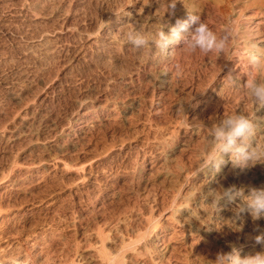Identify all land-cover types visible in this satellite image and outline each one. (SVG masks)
Masks as SVG:
<instances>
[{"label": "rangeland", "instance_id": "rangeland-1", "mask_svg": "<svg viewBox=\"0 0 264 264\" xmlns=\"http://www.w3.org/2000/svg\"><path fill=\"white\" fill-rule=\"evenodd\" d=\"M11 1L12 5L21 4L11 7ZM22 1L0 0V64L7 63L10 68L7 69V64L0 65L3 80H0V132L5 138L12 136L9 143L0 142V264L10 252L29 254L32 240L38 237L47 242L50 240L45 249L57 257L58 264H116V261H120L119 264H154L155 259L159 264H204L200 256L212 259L217 251L228 250L218 237L221 233L228 244L242 246V256L261 251L258 249L262 242L253 243L251 236L257 234L253 226L261 227L264 220L255 223L245 214L241 231L231 232L225 227L218 232L213 226L218 229L221 222L214 223L209 210L201 203L199 223L216 231L211 236L195 220L173 216L172 208L189 196V181L198 162L196 149L202 141L197 121L207 124L242 108L241 112H248L251 106L241 85L250 71L264 80V65L256 73L247 62L248 51H255L264 58V18L258 16L253 20L258 22L259 34L256 36L251 35V26L247 22L249 14L264 12V0H188L190 4L184 3L185 0H40L46 6L37 16L43 24L34 27L32 32L22 21L19 23L18 18L10 17L16 10L19 19L27 18L29 14L25 9L34 0ZM5 4L10 5L9 10ZM171 4H175L171 14L165 13ZM20 5L24 13L19 11ZM234 7L238 14L233 11ZM146 14H149L148 19ZM188 14L199 15L218 33L225 25L238 26V36L230 50L219 57L215 53L207 56L187 53L182 45L194 27L189 23L188 30L181 34L183 39L172 49V58L154 68L146 61H140L141 65L133 60L129 48L118 40L122 36L121 30L130 22L154 32L163 15L161 22L166 21L171 27L177 20H187ZM9 18L16 21H9ZM120 20L123 21L122 29L115 30L114 21ZM168 27L163 29L166 33ZM40 31L41 38H36ZM102 31L117 33L113 36L117 46L108 53L113 67L105 61L94 63L89 56L91 46L88 45V49L87 43L98 39L100 42ZM82 34L84 37L80 38ZM44 37L52 41L55 50L51 54L41 57L40 61L25 57L29 58L27 62L18 54L20 47L27 48L35 39ZM2 58L7 59L6 62ZM208 59L212 64L207 62ZM16 66L23 68L19 70ZM11 68L13 72H9ZM227 74L238 80L236 88L227 86L223 78ZM192 97L184 105L190 122L186 123V117L178 113L176 106ZM256 120L264 123L263 108L256 113ZM259 139L264 140V135ZM165 146L170 149L171 156L161 165L158 164L160 153ZM134 165L140 169L138 184H131L129 180ZM229 171L228 163L224 162L218 174L213 172L216 176L223 175L212 183L210 191L218 186L226 187L223 177ZM247 171L248 177L244 181L238 180L231 185L248 189L264 184V165L257 164ZM201 173L192 179L194 185H198L196 178ZM211 199L209 196L205 203H210ZM198 205L193 200L191 206ZM232 206L234 203L221 200L216 218H229ZM181 223H184L183 228ZM153 234L158 237L156 248L147 242ZM245 240H251L249 247Z\"/></svg>", "mask_w": 264, "mask_h": 264}, {"label": "clouds", "instance_id": "clouds-1", "mask_svg": "<svg viewBox=\"0 0 264 264\" xmlns=\"http://www.w3.org/2000/svg\"><path fill=\"white\" fill-rule=\"evenodd\" d=\"M174 6L175 4H171L170 9L165 13L171 14V9ZM164 15L160 18L159 27L154 32L132 23L126 25L125 31L119 37L121 43L130 45L144 59L150 58L154 50L159 54L166 55L183 39L181 34L188 29V25L191 23L194 27L189 38L183 40V49L189 54L198 52L207 56L209 53H215L219 57L230 50L238 36V26L225 25L223 30L218 33L202 21L197 14H188L187 20H177L173 26L168 27L166 21L161 22ZM165 27H168L167 33L163 30ZM247 62L251 70L259 73L264 65V58L255 51H248ZM221 71L222 66L220 73ZM223 78L230 89L236 87V81L231 74H227ZM241 86L245 89V95L251 106L248 112L233 110L229 115L207 124L197 121L202 133V142L196 149L198 163L194 166L193 175L189 181V196L186 198L187 211L190 212L191 220H195L201 227H205L199 223L202 202L204 207L209 210L213 222L215 223L217 220L221 222L218 229L212 225L218 232L225 227L231 232L241 231L245 214L253 222L264 220V186L249 187L246 192L243 187L235 185L218 186L208 193L212 198L210 203H205V197H201V202L197 207L191 206L202 187L193 185L192 179L209 167L218 171L220 165L224 163L225 155L228 156L232 168L241 172L257 164L264 165V140L259 139L260 127L256 122V113L264 108V80L259 79L258 75H253L250 71ZM192 99L193 97L186 103L181 101L176 106L178 113L186 117V123L190 122L184 105ZM221 200L234 203V207L231 208V216L227 219L216 218L219 212L217 205ZM223 221H227V224H224ZM181 228H183V223H181ZM254 231L257 234L251 238L256 243L264 242V228L256 224ZM241 251L242 246L229 243L227 251H217L212 259L206 256L200 257L203 258L204 264H264V250L243 256ZM154 264H159V261L155 260Z\"/></svg>", "mask_w": 264, "mask_h": 264}, {"label": "bare ground", "instance_id": "bare-ground-1", "mask_svg": "<svg viewBox=\"0 0 264 264\" xmlns=\"http://www.w3.org/2000/svg\"><path fill=\"white\" fill-rule=\"evenodd\" d=\"M22 1V0H21ZM24 1V0H23ZM22 1V2H23ZM133 1V0H132ZM145 1V0H144ZM25 2V1H24ZM73 2V1H72ZM134 2V1H133ZM9 3V2H8ZM16 3V2H15ZM19 3V2H18ZM44 2H41L40 0H34V1H31L29 4H28V8L27 9H25V12H26V10H27V12H28V16L26 15V17L27 18H20L19 19V16H16L15 14H18V13H15V11H14V14L11 12L10 13V17L11 18H18V20H20L19 21V23L22 21V23H24V24H26L25 26H26V28L28 27V30H30V28H31V32H32V29L34 30L35 28L34 27H37V25H40L41 23L43 24V20L42 19H39L37 16L38 15H40L41 14V11L44 9V4H43ZM74 3V2H73ZM82 3V2H81ZM84 3V2H83ZM136 3V2H135ZM184 3H186V4H190L189 3V1L188 0H185L184 1ZM215 3V2H214ZM263 3H264V1H263ZM2 4H3V2H2ZM1 4V5H2ZM14 4V3H13ZM19 4H21V3H19ZM19 4H17V5H19ZM47 4H49V2L47 3ZM141 4V3H140ZM11 5H12V1H11ZM14 5H16V4H14ZM14 5H12L11 7H13ZM16 5V6H17ZM54 5V4H53ZM80 5V4H79ZM82 5V4H81ZM105 5V4H104ZM138 5V4H137ZM198 5V4H197ZM5 6H6V8H8L9 6H7V4H5ZM51 6H52V3H51ZM68 6V5H67ZM136 6V5H135ZM4 7V6H3ZM10 7V8H11ZM19 7V11L20 12H22L24 9H20V7H21V5L20 6H18ZM46 7V6H45ZM48 7H50V5H48ZM142 7V6H141ZM184 7V6H183ZM1 8H2V6H1ZM17 8V7H16ZM51 8V7H50ZM140 8V7H139ZM180 8V7H179ZM4 9H5V7H4ZM4 9H3V11H4ZM12 9V8H11ZM14 9V8H13ZM18 9V8H17ZM141 9V8H140ZM2 9H0V11H1ZM7 10V9H6ZM8 10H9V8H8ZM62 10V9H61ZM125 10V9H124ZM13 11V10H12ZM60 11V10H59ZM63 11V10H62ZM127 11V10H126ZM128 11H129V9H128ZM225 11V10H224ZM233 11H235L236 13L238 12V10H237V8L236 7H234L233 8ZM248 11V10H247ZM17 12V11H16ZM130 12H133V11H130ZM135 12V11H134ZM137 12V11H136ZM140 12V10L138 11V13ZM195 12V11H194ZM23 13H24V11H23ZM47 13V12H46ZM112 13H113V11H112ZM251 13V12H250ZM7 14V13H6ZM64 14H66V12H64ZM71 14V13H70ZM84 14V13H83ZM134 14H136V13H134ZM144 14V13H143ZM238 14V13H237ZM240 14V13H239ZM5 15V14H4ZM3 15V16H4ZM42 15H43V13H42ZM46 15V14H45ZM48 15V14H47ZM50 15V14H49ZM120 15H122V14H120ZM141 15V14H140ZM147 15H149V14H146V18L148 19V17H147ZM56 16V15H55ZM116 16V15H115ZM142 16V15H141ZM261 17V18H264V12L263 11H259V12H257V13H254V14H249L247 17H248V24H249V26H251V27H249L250 28V30L252 31V33L253 34H251V35H257V34H259V32L257 31L258 30V22L256 23V22H253V20L255 19V18H257V17ZM1 17V16H0ZM6 17H9V16H7L6 15ZM5 17V18H6ZM57 17V16H56ZM122 17V16H121ZM128 17V16H127ZM132 17V16H131ZM135 17V16H134ZM140 17V16H139ZM138 17V18H139ZM246 17V18H247ZM242 18V17H241ZM7 19V18H6ZM6 19H4V20H6ZM10 19V18H9ZM21 19H26L25 21H23V20H21ZM50 19V18H49ZM109 19V18H108ZM133 19V18H132ZM177 19V18H176ZM181 19V18H180ZM15 20V19H14ZM14 20H12V19H10L9 21H14ZM130 20V19H129ZM16 21V20H15ZM134 21H136V20H134ZM138 21H140V20H138ZM241 21V20H240ZM260 21V20H259ZM26 22V23H25ZM44 22H46V21H44ZM47 22H49V21H47ZM46 22V23H47ZM50 22H52V21H50ZM50 22L48 23V24H50ZM115 23V27H116V29L115 30H118L119 28H121L122 29V27H121V24H123V21H114ZM130 22V21H129ZM151 22H153V21H151ZM262 22V21H261ZM3 23V22H2ZM1 23V24H2ZM4 23H6V25H7V22H4ZM17 23V22H16ZM57 23V22H56ZM131 23V22H130ZM129 23V24H130ZM146 23V22H145ZM144 23V24H145ZM175 23V22H174ZM53 24V23H52ZM128 24V23H127ZM142 24V23H141ZM152 24H154V23H152ZM240 24V23H239ZM5 25V26H6ZM16 25H18V24H16ZM20 25V24H19ZM84 25V24H83ZM111 24H109V26H110ZM148 25V24H147ZM151 25V24H150ZM241 25H244V24H241ZM247 25V24H246ZM1 26V25H0ZM24 26V25H23ZM23 26H21V27H23ZM24 26V27H25ZM45 26V25H44ZM50 26V25H49ZM108 26V25H107ZM125 26H126V24H125ZM149 26V25H148ZM8 27H10V26H8ZM11 27H14L13 25L11 26ZM10 27V28H11ZM16 27V26H15ZM40 27V26H39ZM119 27V28H118ZM141 27H143V26H141ZM6 29V27H3V29ZM9 28V29H10ZM40 28H42V26L40 27ZM44 28V27H43ZM50 28V27H49ZM64 28V27H63ZM66 28V27H65ZM104 28H105V26H104ZM247 28V27H246ZM19 29V28H18ZM17 29V31H19ZM58 29V28H57ZM110 29V28H109ZM108 29V30H109ZM241 29V28H240ZM11 30V29H10ZM22 30H24V29H22ZM22 30H21V32H22ZM42 30V29H41ZM61 30V29H60ZM60 30H59V32H60ZM63 30H65V29H63ZM84 29H82V31H83ZM153 30H155V28L153 29ZM167 30V29H166ZM188 30V29H187ZM262 30V29H261ZM7 31H9V30H7ZM6 31V32H7ZM17 31H14V32H17ZM112 31V30H111ZM125 31V29H123V30H121V32L120 33H122L123 34V32ZM5 32V33H6ZM11 32H13V28H12V31ZM20 32V31H19ZM34 32V31H33ZM38 32V31H37ZM36 32V33H37ZM50 32V31H49ZM52 32V31H51ZM62 32H64V31H62ZM241 32V31H240ZM8 33H10V32H8ZM25 33L27 34V30H26V32L24 31V35H25ZM41 33H42V31H40L39 33H37V36H35L36 38L37 37H40L41 38ZM47 33V32H46ZM54 33V32H53ZM71 33V32H70ZM102 33H103V35H102V38H101V41L99 42L98 40L96 41V40H94V41H92V42H89V44L87 43V47H88V45H90L91 46V50L89 51L90 52V59H91V61H93L94 63H99L100 61H105L106 63H107V65L108 66H110L111 65V63H110V61H109V56H108V53H109V50L110 49H112V48H115L117 45H115V43H114V35L115 34H117V33H115V34H112V33H110L109 31H106V32H104V31H102ZM1 34H2V32H1ZM47 34H49V33H47ZM67 34V33H66ZM101 34V33H100ZM99 34V35H100ZM121 34V35H122ZM18 35V33L16 34V36ZM31 35V34H30ZM29 34H28V36H30ZM74 35V34H73ZM22 36V35H21ZM33 36V35H32ZM46 36V35H45ZM50 36V35H49ZM77 36V35H76ZM78 36H79V34H78ZM82 36V37H81ZM80 36V38H83L84 36H83V34ZM9 37V36H8ZM34 37V38H35ZM51 37H52V34H51ZM97 37V36H96ZM120 37V36H119ZM13 38V37H12ZM24 38V37H23ZM30 38V37H29ZM33 38V37H32ZM47 38V37H46ZM45 37L43 38V39H40V40H36L35 39V41L33 42V43H31V45L29 46V47H27V48H24V49H22L23 47H20L21 49H19V48H17L16 46V48L17 49H19L18 50V54H20L22 57H24V59H26V62H27V59H29V58H25V57H31V59H37V60H39L40 61V58L41 57H46L47 55H49V54H51L52 52H54V50H53V48H52V45H51V40L50 39H46ZM56 38V37H55ZM55 38H54V40H55ZM61 38V37H60ZM70 38V37H69ZM74 38H76V37H74ZM99 38V37H98ZM257 38H259V40L260 41H262L263 40V37H259V36H257ZM16 39V38H15ZM31 39V38H30ZM65 39V38H64ZM64 39H63V41H64ZM78 39V41H80L81 42V40L82 39H79V38H77ZM76 39V40H77ZM85 39H86V37H85ZM13 40H14V38H13ZM32 40V39H31ZM70 40V39H69ZM84 40V39H83ZM83 40H82V42H83ZM92 40V39H91ZM90 40V41H91ZM118 40H120L119 38H118ZM16 41V40H15ZM18 41V40H17ZM26 41H28V39H26ZM51 41V42H50ZM19 42V41H18ZM54 42V41H53ZM72 42H74V40H72ZM84 42H85V40H84ZM256 42V41H255ZM76 43V42H75ZM75 43H73V44H75ZM258 43V42H257ZM262 43V42H261ZM5 44V43H4ZM19 44V43H18ZM17 44V45H18ZM23 44V46H24V44H26V43H22ZM27 44L29 45V43L27 42ZM58 44V43H57ZM70 44V43H69ZM79 44V43H78ZM77 44V45H78ZM117 44V43H116ZM259 44H260V42H259ZM67 45V44H66ZM82 45V44H81ZM20 46H21V44H20ZM53 46H54V44H53ZM72 46V45H71ZM70 46V47H71ZM84 46V45H83ZM85 46V47H86ZM129 49L128 50H130V53L132 54V59L133 60H135V61H138V62H142V61H146V62H148L152 67H154V68H159V67H161V65L163 64H165V62H168V60H169V58H170V55L172 54V51L174 50H171L168 54H166V55H162V54H159L158 53V51H155L154 50V52H153V55L150 57V58H148V59H144L143 57H142V55L140 54H138L137 53V51H135L130 45H126ZM4 47V46H3ZM25 47V46H24ZM56 47V46H55ZM54 47V48H55ZM68 48V47H67ZM5 49V48H4ZM17 49H16V51H17ZM73 49V48H72ZM75 49V48H74ZM74 49H73V51H74ZM80 49V48H79ZM86 49V48H85ZM88 49H89V47H88ZM117 49V48H116ZM125 49H126V47H125ZM3 50V49H2ZM57 51H60V50H58V49H56ZM66 50V49H65ZM87 50V49H86ZM115 50V49H114ZM4 51V50H3ZM5 51H7V50H5ZM15 51V52H16ZM62 51V50H61ZM83 51V50H82ZM115 51H117V50H115ZM126 51H127V49H126ZM12 52V51H11ZM84 52V51H83ZM118 52V51H117ZM2 53V52H1ZM4 53V52H3ZM14 53V52H13ZM13 53H10V54H13ZM111 53V52H110ZM240 53V52H239ZM5 54V53H4ZM15 54V53H14ZM56 54V53H55ZM87 54H89V53H87ZM113 54V53H112ZM214 54V53H213ZM6 55H7V53H6ZM110 55V54H109ZM128 55H130V54H128ZM2 56V55H1ZM20 56V57H21ZM56 57L58 56V55H55ZM59 56H60V54H59ZM112 56V55H111ZM116 56V55H115ZM126 56V55H125ZM131 56V55H130ZM18 57V56H17ZM174 57V56H173ZM114 58V57H113ZM172 58V57H171ZM170 58V59H171ZM3 59V58H2ZM2 59H1V61H2ZM13 59V58H12ZM11 59V60H12ZM42 59V58H41ZM46 59V58H45ZM49 59V58H48ZM214 59V58H213ZM4 60V59H3ZM7 60V59H6ZM6 60H4V62H6ZM9 60V59H8ZM10 60V61H11ZM16 60V59H15ZM21 60L23 61V59L21 58ZM21 60H17L18 62L19 61H21ZM115 60V59H114ZM215 60V59H214ZM14 61V60H13ZM22 61H21V63H22ZM25 61V60H24ZM30 61V60H29ZM33 61V60H32ZM45 61V60H44ZM53 61H54V59H53ZM3 62V61H2ZM3 62V63H4ZM47 62V61H46ZM45 62V63H46ZM61 62V61H60ZM88 62V61H87ZM140 62V63H141ZM209 64H212V61H211V59H208V61H207ZM13 63V62H12ZM37 63V62H36ZM91 63V62H90ZM114 63V62H113ZM4 64H7V63H4ZM4 64H0V65H4ZM10 64H11V62H10ZM15 64V63H14ZM19 64V63H18ZM26 64V63H25ZM27 64H29V63H27ZM27 64H26V66H27ZM39 64H40V62H39ZM44 64V63H43ZM43 64H41L40 66H42ZM91 64H93V63H91ZM103 64V63H102ZM101 64V65H102ZM138 64V63H137ZM12 65V64H11ZM10 65V66H11ZM16 65H17V63H16ZM29 65H32V64H29ZM35 65H37V64H35ZM74 65V64H73ZM100 65V66H101ZM141 65H142V63H141ZM162 65V66H163ZM233 65V64H232ZM8 66V64L6 65V67ZM18 66V65H17ZM16 66V69L18 68ZM39 66V67H40ZM45 66V65H44ZM112 66V65H111ZM150 66V67H151ZM167 66V65H166ZM229 66V65H228ZM21 68H23L22 66H20ZM19 67V68H20ZM25 67V66H24ZM103 67V66H102ZM113 67V66H112ZM143 67V66H142ZM168 67V66H167ZM15 68V67H14ZM18 68V69H19ZM70 68V67H69ZM144 68V67H143ZM3 69V68H2ZM5 69V68H4ZM7 69H10L9 68V66L7 67ZM28 69H30V68H28ZM35 69V68H34ZM111 69V68H110ZM114 69V68H113ZM163 69V68H162ZM168 69V68H167ZM19 70H21V69H19ZM18 70V71H19ZM26 70V69H25ZM55 70V69H54ZM108 70V68L106 69V71ZM152 70V69H151ZM7 71V70H6ZM13 72V69L11 68V70L9 71V72ZM15 71V70H14ZM27 71V70H26ZM110 71V70H109ZM112 72H113V70H111ZM22 72V71H21ZM70 72V71H69ZM68 72V73H69ZM108 72V71H107ZM106 72V73H107ZM5 73V72H4ZM17 73V72H16ZM18 73H20V72H18ZM17 73V74H18ZM30 73V72H29ZM65 73V72H64ZM6 74V73H5ZM12 74V73H11ZM26 74H28V73H26ZM23 75V74H22ZM22 75H21V77H22ZM63 75V74H62ZM164 75V74H163ZM3 76V75H2ZM12 76H14V75H12ZM24 76H25V74H24ZM43 76V75H42ZM116 76V75H115ZM17 77V76H16ZM16 77H13V79H15ZM20 78V77H19ZM51 78V77H50ZM170 78V77H169ZM21 79V78H20ZM24 79V78H23ZM26 79V78H25ZM31 79V78H30ZM168 79V78H167ZM0 80H2L1 78H0ZM8 80V79H7ZM17 80H19V79H17ZM3 81V80H2ZM237 82H238V80H236ZM237 84V83H236ZM163 85V84H162ZM165 86V85H164ZM236 88V87H235ZM235 91V90H234ZM10 92V91H9ZM235 93V92H234ZM239 93H242V92H239ZM238 93V94H239ZM236 95H237V93H236ZM242 95H244V94H241V96ZM244 98V97H243ZM237 100V99H236ZM234 102V101H233ZM238 102V101H237ZM243 102V101H242ZM236 103V102H235ZM241 103V102H240ZM249 103V102H248ZM242 104V103H241ZM244 104H245V102H244ZM235 105V104H234ZM246 105V104H245ZM248 105V104H247ZM233 106V105H232ZM244 107V106H243ZM248 107V106H247ZM24 108V107H23ZM234 108H236V107H234ZM242 107H240L239 109H241ZM250 108V107H249ZM243 109V108H242ZM241 109V110H242ZM264 109V108H263ZM240 110V111H241ZM247 110V109H246ZM238 111V110H237ZM245 111V110H244ZM248 111V110H247ZM262 112V111H261ZM193 116V115H192ZM259 118H261V117H259ZM199 119V118H198ZM197 119V120H198ZM263 120V119H262ZM256 122H257V124L259 125V127H260V137H263V135H264V123H262V122H260V121H258V120H256ZM195 123V122H194ZM196 131V130H195ZM201 131V130H200ZM198 132V131H197ZM18 134V133H17ZM5 134L3 133V132H0V142H2V144L3 143H9L8 142V140L9 139H11V137L12 136H9V137H7V138H5L6 136H4ZM16 135V134H15ZM17 136V135H16ZM196 136V135H195ZM197 136H198V134H197ZM200 138V137H199ZM28 138H26V140H27ZM30 140V139H29ZM35 140V139H34ZM168 140V139H167ZM15 141H16V138H15ZM23 141V140H22ZM24 142V141H23ZM26 142V141H25ZM25 142H24V144H25ZM202 142V141H201ZM27 143V142H26ZM174 143V142H173ZM32 144V143H31ZM39 144V143H38ZM37 144V145H38ZM161 144H162V142H161ZM5 145V144H4ZM9 145V144H8ZM27 145V144H26ZM7 146V145H6ZM44 146V145H43ZM159 146V145H158ZM11 147V146H10ZM11 148H13V146L11 147ZM16 148V147H15ZM170 148H171V146H170ZM16 150V149H15ZM158 151V150H157ZM160 153V152H159ZM171 154V152H170V149L167 147V146H165L163 149H162V151H161V153H160V163H158V164H161V165H164L165 164V162H166V160H167V158L169 157V156H171L170 155ZM6 155V154H5ZM13 155H15V154H13ZM23 155V154H22ZM159 155V154H158ZM157 156V155H156ZM14 157V156H13ZM134 159V158H133ZM11 160V159H10ZM104 160V159H103ZM196 160H198V159H196ZM159 161V160H158ZM180 162V161H179ZM224 162L226 163H228V165H229V169H230V171H229V174L227 175H225L223 178V180L225 181V184H226V187H228L229 185H231V184H234L236 181H238V180H241V181H244V179L246 178V177H248L247 176V174H248V171H247V169L246 170H244L243 172H241V171H239V170H237V169H233L232 168V166H231V163H230V161H229V159H228V156L227 155H225L224 156ZM198 163V162H197ZM174 164V163H173ZM171 165V164H170ZM223 165H224V163H223ZM171 166H173V165H171ZM175 166V165H174ZM176 167H178V166H176ZM253 167H255V166H253ZM160 168V167H159ZM171 168V167H170ZM220 169H221V165H220V167H219V170L218 171H215V170H213L211 167H209V168H207V169H205L204 171H202V173L196 178V182H197V184L198 185H201L202 187H201V191H200V193H198L197 194V196L195 197V199L194 200H196L199 204H200V202H201V197H205V200H204V202L205 201H208V198H209V195H208V193L210 192V187H211V185H212V183L215 181V180H218L217 178L219 177V176H221V175H223V173H221V174H219L218 176H216V175H214V173L213 172H215V173H219L220 172ZM259 169V168H258ZM183 170V169H182ZM192 170V169H191ZM190 170V171H191ZM164 171V170H163ZM173 171V170H172ZM175 171H177V170H174L173 172H175ZM184 171V170H183ZM189 171V170H188ZM182 172V171H181ZM247 172V173H246ZM250 172V171H249ZM142 173V172H141ZM168 173V172H167ZM172 173V172H171ZM176 174H177V172H176ZM161 175V174H160ZM183 175V174H182ZM189 176V175H188ZM250 176V175H249ZM140 169L137 167V166H133V168H132V170H131V173H130V177H129V180H130V183L131 184H133V183H135V184H138L139 183V181H140ZM262 177V176H261ZM252 178V177H251ZM259 178V177H258ZM263 178V177H262ZM260 181V180H259ZM175 182V181H174ZM222 182V181H221ZM252 182V181H251ZM191 183L194 185V184H196L194 181H191ZM249 183V182H248ZM239 184H241V183H239ZM243 184V183H242ZM253 184H255L254 182H253ZM142 185V184H141ZM253 186V185H252ZM261 186H264V184L263 185H261ZM184 187V186H183ZM246 188V187H245ZM244 188V189H245ZM130 189V188H129ZM215 189V188H214ZM185 190V189H184ZM183 190V191H184ZM211 190H213V189H211ZM148 191V190H147ZM182 191V192H183ZM247 191V189H245V192ZM189 192V191H188ZM175 194V193H174ZM181 195H182V193H181ZM149 196V195H148ZM176 196V195H175ZM178 198V197H177ZM151 201V200H150ZM172 202V201H171ZM202 203V202H201ZM166 206V205H165ZM233 207V206H232ZM187 208H188V203H187V199L186 198H182L181 200H180V202H179V204L178 205H176L175 207H173L172 208V215L173 216H176L177 218H185V220L186 219H190V212L189 211H187ZM219 208V207H218ZM226 208V207H225ZM224 208V209H225ZM161 209V208H160ZM167 209V208H166ZM227 210V209H226ZM147 211H150V210H147ZM152 211V210H151ZM225 211V210H224ZM166 212V211H165ZM157 213V212H156ZM169 213H171V212H169ZM227 213V212H226ZM218 214V213H217ZM223 214V213H222ZM157 215V214H156ZM221 215V214H220ZM155 216V215H154ZM206 216V215H205ZM222 216V215H221ZM226 217V216H225ZM151 218H153V217H151ZM206 218V217H205ZM98 219V218H97ZM202 219V218H201ZM246 219V218H245ZM154 221V220H153ZM152 221V222H153ZM178 221V220H177ZM202 221V220H201ZM143 222V221H142ZM145 222V221H144ZM144 222L142 223V224H144ZM205 222V221H204ZM226 223H227V221H225ZM261 222V221H260ZM118 223V222H117ZM202 223V222H201ZM256 223V222H255ZM151 224V223H150ZM153 224V223H152ZM156 224V223H155ZM184 224V223H183ZM251 224V223H250ZM262 224V223H261ZM117 226H118V224H116ZM120 225V224H119ZM199 225V224H198ZM218 225V224H217ZM151 226V225H150ZM153 226V225H152ZM114 227V226H113ZM119 227V226H118ZM154 227V226H153ZM254 227V226H253ZM111 228V227H110ZM116 228V227H115ZM207 228V230H206V233L208 234V235H210L211 234V236H212V234L214 233V232H216L215 230L213 231L212 229H209V227H207V226H205V229ZM261 228H264V224L261 226ZM149 229V228H148ZM250 229V228H249ZM113 230H114V228H113ZM128 230V229H127ZM203 230V229H202ZM115 231V230H114ZM136 231V230H135ZM38 234V233H37ZM36 234V235H37ZM222 234V233H221ZM221 234H219L218 235V237H220V239H221V241L224 243V245H225V247H227L228 248V240L223 236V235H221ZM246 234V233H245ZM244 234V235H245ZM253 234H254V232H253ZM27 235V234H26ZM34 235V234H33ZM217 235V234H216ZM251 235V234H250ZM249 235V236H250ZM29 236V235H28ZM40 236H42L41 234H40ZM117 236V235H116ZM146 236V235H145ZM246 236H248V235H246ZM254 236V235H253ZM253 236H251V237H253ZM43 237V236H42ZM45 237V236H44ZM92 237V236H91ZM90 237V238H91ZM112 237V236H111ZM161 237V236H160ZM244 237V236H243ZM58 238V237H57ZM93 238V237H92ZM104 238V237H103ZM106 238V237H105ZM105 238H104V240H105ZM143 238H144V236H143ZM147 238V237H146ZM231 238V237H230ZM236 238H237V236H236ZM250 238V237H249ZM101 239V238H100ZM246 240L248 239V237H246L245 238ZM251 239V238H250ZM25 240V239H24ZM28 240V239H27ZM60 240V239H59ZM107 240V239H106ZM116 240V242H120V239H115ZM144 240H145V238H144ZM203 240V239H202ZM231 240V242H232V239H230ZM243 240V239H242ZM241 240V241H242ZM245 240V243L247 244V246L249 245V243H250V241L251 240H253V239H251L250 241L248 240V241H246ZM58 241V240H57ZM109 241H110V238H109ZM207 241V240H206ZM240 241V242H241ZM254 241V240H253ZM46 240H44V239H42V238H34L33 240H32V243H31V245H30V249H29V254H27V255H22V254H14V253H12V252H10V253H8L7 254V256L5 257V258H3V260H2V262H1V264H58V262H57V257H54V255L53 256H51L50 254H49V252L48 251H46L47 249H45V246H46ZM49 242H50V240H49ZM49 242H47V243H49ZM147 242H148V244L150 243L151 245H153L155 248L157 247V245H158V237H157V235H155V234H153L151 237H149V239L147 240ZM165 242V241H164ZM230 242V241H229ZM63 243V242H62ZM93 243V242H92ZM98 243V242H97ZM104 243V242H103ZM142 243V242H141ZM253 243H256V242H253ZM2 244V243H1ZM0 244V245H1ZM101 244V243H100ZM147 244V245H148ZM238 244V243H237ZM251 244V243H250ZM62 245V244H61ZM108 245H109V243H108ZM160 245V244H159ZM201 245V244H200ZM213 245H214V243H213ZM238 245H240V244H238ZM242 245V244H241ZM105 246H107V245H105ZM117 247H118V245H116ZM119 246H120V244H119ZM51 247H53L52 245H51ZM112 247V246H111ZM123 247V246H122ZM135 247V246H134ZM159 247V246H158ZM165 247V246H164ZM249 247V246H248ZM247 247V248H248ZM257 247V246H256ZM94 248V247H93ZM92 248V249H93ZM96 248V247H95ZM106 248V247H105ZM127 248V247H126ZM1 249H2V247H1ZM50 249V248H49ZM48 249V250H49ZM57 249V248H56ZM66 249V248H65ZM88 249V248H87ZM162 249V248H161ZM245 249V248H244ZM243 249V250H244ZM251 249V248H250ZM264 250V242H262L261 244H260V246H259V249L258 250ZM18 250V249H17ZM52 249H50V251H51ZM55 250V249H54ZM62 250V249H61ZM60 250V251H61ZM96 250V249H95ZM99 250V249H98ZM97 250V252H99ZM104 250V249H103ZM105 250H107V249H105ZM155 250V249H154ZM159 250V249H158ZM164 250V249H163ZM258 250H256V251H258ZM65 251V250H64ZM94 251V250H93ZM108 251V250H107ZM107 251H106V253H107ZM153 251V250H152ZM245 251V250H244ZM52 252V251H51ZM87 252V251H86ZM97 252H96V254H97ZM157 252V251H156ZM247 252V251H246ZM249 252V251H248ZM54 253H56V251L54 252ZM59 254V257H60V252H58ZM101 253V252H100ZM100 253H98V254H100ZM102 253H103V251H102ZM102 253H101V255H102ZM159 253H160V251H159ZM97 254V255H98ZM111 254V253H110ZM109 254V255H110ZM121 254H122V251H121ZM153 254V253H152ZM162 254V253H161ZM249 254V253H248ZM63 255V254H62ZM164 255V254H163ZM247 255V254H246ZM250 255H251V253H250ZM68 256V255H67ZM123 256V255H122ZM130 256V255H129ZM150 256V255H149ZM63 257V256H62ZM65 257H66V255H65ZM72 257V256H71ZM80 257V256H79ZM83 257H84V255H83ZM99 257H101V256H99ZM106 257V256H105ZM109 257V256H108ZM155 257V256H154ZM2 258V257H1ZM67 258H69V257H67ZM66 258V259H67ZM119 258V257H118ZM133 258V257H132ZM156 258H159V256L158 255H156ZM23 259V260H22ZM60 259V258H59ZM63 259V258H62ZM61 259V260H62ZM83 259H85V257L83 258ZM87 259V258H86ZM103 259H105L104 257H103ZM115 259V258H114ZM122 259V258H121ZM168 259V258H167ZM177 259V258H176ZM28 260H30L29 262H28ZM156 260V259H155ZM164 260H166V259H164ZM163 260V261H164ZM84 261V260H83ZM102 261V260H101ZM100 261V262H101ZM128 261V260H127ZM89 262V261H88ZM93 262V261H92ZM91 262V263H92ZM106 262V261H105ZM108 262V261H107ZM119 262L120 261H118V263H117V261H116V264H119ZM130 262V261H129ZM63 263V262H62ZM96 263V262H95ZM115 263V262H114ZM123 263H126V262H123ZM163 263H165V262H163ZM97 264V263H96ZM111 264V263H110ZM168 264V263H167ZM191 264V263H190ZM199 264V263H198Z\"/></svg>", "mask_w": 264, "mask_h": 264}]
</instances>
